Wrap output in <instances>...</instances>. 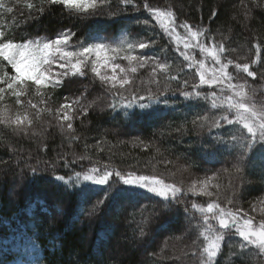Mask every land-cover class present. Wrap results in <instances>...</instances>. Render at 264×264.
<instances>
[{
	"label": "trees",
	"instance_id": "trees-1",
	"mask_svg": "<svg viewBox=\"0 0 264 264\" xmlns=\"http://www.w3.org/2000/svg\"><path fill=\"white\" fill-rule=\"evenodd\" d=\"M96 1L79 12L49 0H0V31L14 43L68 33L81 48L127 36L141 59L135 75L124 77L121 67L101 88L87 78L55 86L9 81L10 90L5 80L15 71L0 57L1 110L27 111L37 127L0 119V264H264L235 225L221 229L206 211L218 203L264 216L256 209L264 208V147L257 143L241 159L247 130L158 22L171 19L173 33L179 24L195 26L230 71L247 64L256 73L250 87L264 89V0ZM106 172L113 173L109 184L83 180ZM116 172L181 191L165 208L163 198L120 183ZM204 178L207 191L195 184ZM221 234L209 261L205 249Z\"/></svg>",
	"mask_w": 264,
	"mask_h": 264
},
{
	"label": "rangeland",
	"instance_id": "rangeland-1",
	"mask_svg": "<svg viewBox=\"0 0 264 264\" xmlns=\"http://www.w3.org/2000/svg\"><path fill=\"white\" fill-rule=\"evenodd\" d=\"M93 0H89V3L91 4ZM98 2L94 0V5L97 6ZM67 7L66 5H64ZM92 6H90L87 10L91 9ZM68 8V7H67ZM76 11H82L85 10L82 7L81 8H72ZM158 11H164L162 8H159L156 10V14ZM158 16V15H157ZM159 18V17H158ZM159 25L166 30V32L169 35V40L171 45L179 52L181 56H183L185 59L190 58L196 65V68L198 70L199 76L201 73L204 74L206 80H210L215 73L217 77L220 76L219 68L222 65H227L226 62L221 61V57L218 55L217 50L215 49V43L203 40L204 37H202L201 31L197 29L195 26H190V28H185L183 25L179 24L176 33H173L170 30L171 25L173 24L171 19H168L166 17H160L158 19ZM196 32L198 35L193 36L192 33ZM59 38V36L57 37ZM55 38V39H57ZM53 39V40H55ZM32 41H40L41 43L47 42L49 40L44 39H35ZM129 39L127 36H121L118 38L109 39L107 37L97 38L94 41H91L90 43L86 44L87 47L89 44H97L102 43L105 45V49L100 52L99 57L96 56V53L93 52L89 56L85 58L80 57L81 59H85V63L81 65L80 72H76L72 67L71 64L76 63L77 57L67 58V59H61L60 54H55V57L51 60V63L49 65L45 66L46 69V75L49 77V79H46L43 83L44 84H50L52 83V80H59L60 83L70 81L72 79L75 80H87L90 79L91 81H94L100 88L101 85L105 83H111L107 81V78L116 77V72L121 69V67H124L123 69V76L126 78H129L131 75H135L136 72L139 71L138 64L139 59L136 58L135 50H133L132 47L129 48L130 43L128 42ZM23 43V42H22ZM185 44L188 45V47H185ZM76 44L73 41H70L68 39V42L66 44L60 45L62 51H72V52H78L80 48L74 47ZM71 46V48H70ZM139 45H137L138 47ZM215 53V57L212 55ZM122 55L126 57L124 59L123 65L120 61H118L120 58H122ZM128 57H133L134 59H128ZM93 61H96L95 67L98 68V73L92 71L93 68ZM67 64L68 67L61 68L60 64ZM128 64V65H127ZM120 65V66H119ZM244 65V64H243ZM243 65L240 64L241 67H234L231 69V71L226 68L225 71L228 72L232 79L229 81L227 79H224L221 83L213 84L211 83L212 90L210 91L212 94L215 93V96L213 98L217 99L218 101L225 103L229 107V113L231 114V119H237L240 121L241 125L244 127L245 121L240 119V116L242 114V110H238L235 107H231V104H235L237 101L242 99V102H245L249 105V107L256 111L258 116L264 115V89L262 88H255L250 87V82L254 78L247 76V74L243 71ZM119 66V67H118ZM118 67L117 69H115ZM135 68L136 71H132V69ZM14 70V69H13ZM250 70V68H249ZM15 71V70H14ZM251 71V70H250ZM67 72V75H63V73ZM83 73V75L81 74ZM247 77V79H245ZM124 80L123 77H120L118 79V82H122ZM42 83V84H43ZM113 84V83H112ZM229 85H232L230 87ZM107 89V88H106ZM106 92V90H105ZM155 95V94H154ZM229 97L232 98L231 102L229 101ZM29 114H27V111L23 115H15L10 110H1L0 107V119L6 120L12 123L13 128L16 129H22V130H36V124L32 120H29ZM20 118L22 121L21 124H16L15 121L17 118ZM60 117H57L59 119ZM61 122H65L62 117L59 119ZM31 121V123H29ZM60 124V122H58ZM65 128L69 130L66 124ZM248 161L244 162L243 165H248ZM158 180V179H157ZM195 184L197 188H200V190L205 189L207 191L210 187V182L208 179H201L199 182L195 181ZM174 186L169 183H162L161 185H158V187H164V186ZM189 185V184H188ZM129 186V185H127ZM151 186V185H150ZM132 187V186H131ZM176 187V186H175ZM194 188V186H190ZM137 189H144L142 187H136ZM177 188V187H176ZM145 190V189H144ZM200 193L199 191H195ZM218 204V203H215ZM222 207L226 212H230L232 216H234L238 221L239 224L235 225L234 227H231L233 229L234 234L237 236V238L244 241V243H248L252 248L255 250H258L259 252V260L263 261L264 263V248H262L259 243H251L250 241L244 240L243 237L239 235V230H251L255 232H259L261 230V225L264 224V216H256L251 215L246 216L242 214L241 212H235L230 210L227 206L223 205ZM259 208V209H258ZM256 209L258 211L264 210V208L257 206ZM213 221L216 222L218 226V213L214 209L211 213ZM232 216H225V219H228L231 224ZM246 220H251V225H245ZM258 260V259H257Z\"/></svg>",
	"mask_w": 264,
	"mask_h": 264
},
{
	"label": "snow or ice",
	"instance_id": "snow-or-ice-1",
	"mask_svg": "<svg viewBox=\"0 0 264 264\" xmlns=\"http://www.w3.org/2000/svg\"><path fill=\"white\" fill-rule=\"evenodd\" d=\"M50 3H60L63 5H66L68 8H83L87 10L90 6H94V0L90 4L89 0H49ZM127 2V0H126ZM0 7H4L2 3H0ZM31 7V5H29ZM7 12H12V8H7ZM152 11H155L154 9ZM147 23V22H145ZM185 28H190L189 25L186 23L183 25ZM193 36L198 35V33L193 32ZM69 39L68 33H63L59 35V38L55 40H49L47 42L41 43L40 41H32L28 40L23 43H14L13 40L5 35L4 32L0 31V57L3 58V61H5L8 65L11 66L12 69L15 70V75L10 76L5 80V83L8 84V88L12 89V84L9 83V81L13 82H20V83H27L28 81L34 82L35 85H41L46 79H49V77L46 75V69L45 66L49 65L51 63V60L55 57V54L59 53L61 59H67L72 57H77L76 63L71 64V67L76 71L80 72L81 65L85 63V59L87 56H89L91 53L95 52L96 56L99 57L100 52L105 49V45L102 43L97 44H89L87 47H81L78 52H72L62 51L60 45L66 44ZM148 45L145 43H140L139 48L144 49ZM132 46L129 45V48ZM185 47H188L187 44H185ZM215 57V53L212 54ZM80 57H83L85 59H81ZM128 59H134L133 57H128ZM97 62L93 61V68L92 71L98 73V68L95 67V64ZM143 66V65H142ZM161 68L164 67L163 64L160 65ZM61 68H67V64H60ZM236 67H241L240 65H237ZM243 71L247 74V76L255 78L256 73L249 70V66L247 64H244ZM227 68V65H222L219 68L220 76L217 77L215 73L213 74L212 78L210 80H206L203 73L200 75V82L201 84L206 83H221L224 79L231 80L232 76L225 71ZM132 71H136L135 68L132 69ZM83 75V73H81ZM63 75H67V72L63 73ZM114 80L115 77H112ZM53 85H58L60 83L59 80H52ZM121 83H126V81H122ZM187 83V82H185ZM232 87V85H229ZM4 89L0 88V92H3ZM14 95H17V97L20 95L19 93H15ZM183 95L185 97H188L191 95L189 92H184ZM197 96L200 95L199 92L196 93ZM215 96V93L212 94ZM232 98L229 97V101L231 102ZM231 107H235L238 110H242V114L240 116V119L244 120V128L247 130V136L243 140L242 143H240L239 148L241 149V159L245 155H247L253 147L259 143L262 147H264V115L257 114L256 111H253L249 105L245 102H242V99L237 101L235 104H231ZM141 107H149V105L142 104ZM64 120H68L69 117L65 115L63 117ZM224 119H227L225 117ZM16 124H21L22 121L18 117L15 121ZM31 123V121H29ZM195 123V121H194ZM229 124L232 123V121H228ZM218 126V125H217ZM67 127L71 129L73 125L71 123L67 124ZM250 137V138H249ZM236 140V137L233 136V141ZM35 172V169H33ZM95 171V170H93ZM113 175V173L106 172L105 175L99 179H96L92 175L85 174L83 176L84 181H91L95 184L100 185H106L110 182V177ZM115 176L118 178L120 183H123L125 185H129L132 187H142L146 191H149L161 198L165 201L164 207L168 208V203L171 201L172 198H176V194L180 192L181 190L176 188L175 186H164V187H158V185H161L163 182L160 180H157L155 177H149V176H133L131 173L127 177L122 176L119 172L115 173ZM77 177L79 178V173L77 174ZM59 180H63L64 178L58 177ZM151 185V186H150ZM208 195H211V193H207ZM231 203V201H229ZM102 203V201H101ZM192 207H196V205H193ZM216 210L218 213L217 219L218 223L220 225L221 229H228L230 227V221L228 219H225V216H232L230 212H226L222 207H220L219 204H208L206 211L208 213H212L213 210ZM209 217L205 215L204 221L205 223L208 222ZM251 220H246L245 225H251ZM231 224L238 225L239 221L232 216ZM211 227V226H209ZM239 235L244 238L246 241H250L251 243H259V245L264 248V224L261 225V230L259 232L251 231V230H239ZM205 239H208V237H205ZM225 239L224 235H217L212 242L209 243L208 247L205 249V252L207 253L208 260L210 261L213 257H216L217 252L220 248V244L218 243L220 240Z\"/></svg>",
	"mask_w": 264,
	"mask_h": 264
}]
</instances>
